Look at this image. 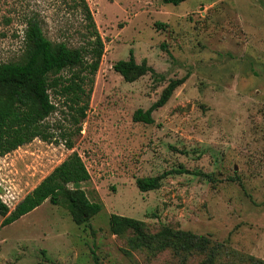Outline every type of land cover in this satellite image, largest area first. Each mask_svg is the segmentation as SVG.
Instances as JSON below:
<instances>
[{
	"label": "rangeland",
	"instance_id": "1",
	"mask_svg": "<svg viewBox=\"0 0 264 264\" xmlns=\"http://www.w3.org/2000/svg\"><path fill=\"white\" fill-rule=\"evenodd\" d=\"M87 1L105 43L87 117L76 122L51 90L57 110L44 123L54 138L0 157V198L12 212L76 152L91 176L81 188L103 209L78 223L62 198L6 227L0 215V264H264V0ZM65 2L0 0V64L25 60L33 16L54 43L68 17L77 28ZM130 51L154 72L133 82L116 73ZM182 79L154 124L133 121ZM157 176L158 189L139 191L137 179ZM114 215L140 221L148 237L169 228L207 238L208 251L114 234Z\"/></svg>",
	"mask_w": 264,
	"mask_h": 264
},
{
	"label": "trees",
	"instance_id": "2",
	"mask_svg": "<svg viewBox=\"0 0 264 264\" xmlns=\"http://www.w3.org/2000/svg\"><path fill=\"white\" fill-rule=\"evenodd\" d=\"M67 1L65 3L69 10L80 19L77 28L74 29L76 24L68 17L65 20V29L61 31L63 40L54 43L45 35L42 21L33 16L27 22L25 60L21 63L0 64V157L36 139L44 142L53 140L50 127L44 123L57 110L51 99L53 89H58L61 96L71 101L70 107L76 122L82 123L87 117L95 77L105 55V43L88 1ZM186 1L163 0L164 4L174 6H180ZM156 25L162 27L165 24ZM75 36H79L80 43L72 47L70 44ZM161 47L168 51L165 43ZM113 69L128 82L154 72L146 61L139 64L133 51H130L128 60L118 61ZM67 70L71 72L69 78L63 79V76H59L52 79V76ZM184 82L185 79L172 81L160 99L149 109H139L134 113L133 121L154 124L153 113L163 108L177 87ZM2 92L5 93L4 97ZM175 173L187 172L179 170ZM163 178L164 176L139 178L136 180V186L143 193L154 191L160 187ZM90 179V173L81 156L76 152L72 153L27 194L12 212L0 198V215L4 217L2 226L15 223L47 201L52 205H59L62 198L68 201L75 222H87L103 209L101 203L90 201L81 188V185ZM110 228L114 234L127 229L135 230L146 241H156L164 247L180 245L185 251L206 252L210 244L207 238L184 231L173 232L169 228H165L156 236L148 237L143 234L140 221L118 215L111 218Z\"/></svg>",
	"mask_w": 264,
	"mask_h": 264
}]
</instances>
